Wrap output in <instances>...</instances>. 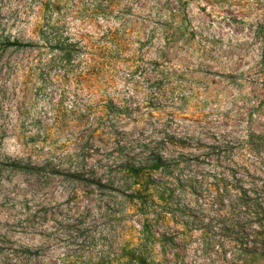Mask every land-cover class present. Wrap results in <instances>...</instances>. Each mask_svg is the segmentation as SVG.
<instances>
[{
  "label": "rangeland",
  "instance_id": "374dc122",
  "mask_svg": "<svg viewBox=\"0 0 264 264\" xmlns=\"http://www.w3.org/2000/svg\"><path fill=\"white\" fill-rule=\"evenodd\" d=\"M153 154L181 234L142 264H224L186 230L264 185V0H0V264H137L124 168Z\"/></svg>",
  "mask_w": 264,
  "mask_h": 264
},
{
  "label": "trees",
  "instance_id": "16d2710c",
  "mask_svg": "<svg viewBox=\"0 0 264 264\" xmlns=\"http://www.w3.org/2000/svg\"><path fill=\"white\" fill-rule=\"evenodd\" d=\"M164 162L160 154H153L147 161L133 162L124 168V173L130 178L125 190L130 200L138 202L140 209H144L145 216L137 236L130 244L133 247L131 254L133 252L135 255L133 259L137 264L146 263L147 260L151 262L155 243L159 247L166 243L176 246L180 240L178 235L181 233L177 230H171L168 234L155 230L161 221L160 211L154 204L156 193L163 196L169 191L164 186L166 183L159 182L154 175L165 167ZM249 176L244 173L232 175L230 180L225 178L224 185L209 190L213 191L217 203L215 225L208 221L203 227H193L194 223L190 221L186 231H198L202 236L197 246L203 256H218L224 264H242L247 257L252 256L264 258V185L253 179L247 180ZM162 213L171 215L167 211ZM188 237L192 238L190 234ZM23 253L28 256L33 254L28 249L23 250Z\"/></svg>",
  "mask_w": 264,
  "mask_h": 264
}]
</instances>
